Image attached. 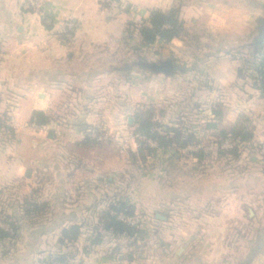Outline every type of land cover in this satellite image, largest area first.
I'll return each mask as SVG.
<instances>
[{
    "label": "crops",
    "instance_id": "1",
    "mask_svg": "<svg viewBox=\"0 0 264 264\" xmlns=\"http://www.w3.org/2000/svg\"><path fill=\"white\" fill-rule=\"evenodd\" d=\"M35 1L39 14L30 0H0V229L17 228L15 237L0 239V264H46L63 255L138 264L140 239L100 223L117 202L147 221L144 214L154 216L139 227L155 230L149 264H192L197 244L195 264H264L259 161L238 158L226 171V160L213 154L241 116L254 126L248 147L264 142V99L239 79L242 63L229 55L254 46L264 0H118L133 13L95 0ZM172 9L183 22L181 37L146 46L139 30L151 11ZM68 19L75 27L61 34ZM166 60L183 74L139 67ZM161 96L168 107L156 111ZM148 109L172 137L191 134L197 143L133 160L140 142L129 119ZM35 113L46 122L33 123ZM89 129L114 139L96 143ZM144 195L151 200L145 206ZM71 227H79L78 238L62 242Z\"/></svg>",
    "mask_w": 264,
    "mask_h": 264
},
{
    "label": "trees",
    "instance_id": "2",
    "mask_svg": "<svg viewBox=\"0 0 264 264\" xmlns=\"http://www.w3.org/2000/svg\"><path fill=\"white\" fill-rule=\"evenodd\" d=\"M184 26L183 22L179 18V10L172 9L169 12L163 13L161 11L153 10L150 13L147 26L140 27V35L143 43L146 46H152L157 40L164 43H169L173 39L180 38L183 34ZM230 56L236 58L239 57L241 60V67L238 70V77L240 80L250 79L252 81V87L257 90L260 97L264 99V46H245L242 49L236 50L229 53ZM250 73V74H249ZM174 74L180 75L175 71ZM215 118H220V112L215 110L213 112ZM33 123L44 124L46 119L42 115L35 113L32 116ZM246 123L248 119L241 117L239 124L235 126L230 133H222L221 138L224 140L227 136H232L234 139L239 140L241 143H248L253 139V132L247 128ZM134 125L136 126L135 132L147 136L151 140L157 143L158 148L153 149L146 146L143 142L139 143V150L137 156H133V160L138 158L141 162H145L148 157H155L159 151H167L173 144L176 148H184L185 146L193 143H197L193 135L187 134L182 136L177 132L174 133L173 137L170 135V129L168 127L162 128L156 122H152V110L148 109L145 113H137L134 116ZM226 152H221L223 155ZM230 154L234 159L240 157V152L237 146L233 149ZM134 215L131 207H128L125 203L117 202L109 206L108 210L101 215L100 223L103 225V230L111 232L114 235H125L128 238H139L142 237L143 231L140 228L130 227L118 220V215ZM13 231L5 232L0 229V239L13 238L17 232L16 226L11 225ZM80 229L79 227H71L62 231V242L74 241L78 238ZM100 235L93 240L94 244L99 243ZM69 259L67 255L57 256L52 260H48L46 264L68 263Z\"/></svg>",
    "mask_w": 264,
    "mask_h": 264
},
{
    "label": "rangeland",
    "instance_id": "3",
    "mask_svg": "<svg viewBox=\"0 0 264 264\" xmlns=\"http://www.w3.org/2000/svg\"><path fill=\"white\" fill-rule=\"evenodd\" d=\"M257 36H258V33H257ZM239 58V57H238ZM240 62H241V60H240ZM135 71L136 72H138L139 73V71H140V69L139 68H136L135 69ZM140 72H142V70L140 71ZM250 74V73H249ZM243 82H244V84H246V85H249V84H252V81L250 80V79H244L243 80ZM163 97V105H162V107L160 108V109H156V111L157 110H159V111H164V109L163 108H167L168 106V97L167 96H161V98ZM215 109H219L218 107H216ZM160 115H163V114H160ZM241 117H244V116H241ZM241 117H240V119H241ZM133 118H134V115H133ZM246 118V117H245ZM161 119V118H160ZM239 119V120H240ZM248 119V118H247ZM133 122H134V119H133ZM156 123L159 125V126H162V128H164V127H167V124L166 123H164L163 121L161 122L160 120L158 121H156ZM246 126H247V128H249V129H251L252 130V132H253V130H254V126H253V122L251 121V120H249L248 119V123H246ZM99 132V131H98ZM110 134V133H109ZM114 136H115V134H114ZM114 139V138H113ZM225 141L224 142H226V141H229L230 143H232L231 145L233 146L232 148H230V149H218V150H214V152H213V154H214V157H216V156H218V157H220V158H222V159H225L226 161V163L228 164L229 163V165H226V163H225V167L224 168H226V171L227 170H231L232 169V163H234V161L236 160V159H234L233 158V156L230 154V152L233 150V149H235V147L237 146V148H238V151L240 152V157L239 158H241L242 160L244 159V161L245 162H250V158L252 157V156H255L256 158H257V160L259 161V164H260V169H262V171L264 172V156L262 155V153H261V149L262 148H264V142L263 143H255V144H251L249 147H248V144L247 143H241L240 145H237L236 143H235V141L237 140V139H234L232 136H227L225 139H224ZM224 142H223V144H224ZM223 153V152H226V153H224L223 155H220V153ZM215 154H216V156H215ZM231 161V162H230ZM233 161V162H232ZM150 190V186H143L142 187V190H141V193L143 192V194L144 193H148V191ZM150 194V193H149ZM143 200H144V202H146V203H144V206L145 205H148V204H150V198L149 199H147V198H145V195H144V198H143ZM133 201H135V199H133ZM141 201V199H139V203H141L140 202ZM143 206V205H142ZM147 218H148V221L146 220V218H145V221H146V223L148 222L149 224H151L152 225V223H155V220H154V216L153 215H151V214H144ZM143 231V235H142V237H139V239H140V244L139 245H137L136 244V247H137V254H136V261H139L138 262V264H146L147 263V261H149V262H151V260H152V251H151V247H152V244L150 243L151 241H153L154 240V233H153V231H155L154 229H152L151 227H149L148 229H143L142 230ZM179 231V230H178ZM197 231V230H196ZM168 232H171V230H165L164 231V234H165V243L167 242L166 240H167V234H168ZM203 237H201V239H202ZM136 240V239H135ZM131 242H133V241H130V240H125L124 241V243H125V245H127V244H129L130 245V243ZM143 246H144V248H143ZM197 247H199V248H201L200 247V245L199 244H197L195 247H193V249H192V253H191V257L192 258H190V263H192V264H195L196 262H194V257L195 256H198V251H199V249L197 248ZM147 248V249H146ZM143 249H145V250H143ZM140 250V251H139ZM71 251H73V250H71ZM82 254V253H81ZM145 255V257H143ZM69 261H68V263H65V264H85L84 262H83V260L82 259H80V260H78L77 262H73L72 260H71V257L69 256ZM51 260V259H50ZM49 260V261H50ZM143 262V263H142ZM56 263H58V262H54V264H56ZM61 264H63V263H61ZM147 264H149V263H147ZM150 264H152V263H150ZM178 264H183V263H178Z\"/></svg>",
    "mask_w": 264,
    "mask_h": 264
},
{
    "label": "built area",
    "instance_id": "4",
    "mask_svg": "<svg viewBox=\"0 0 264 264\" xmlns=\"http://www.w3.org/2000/svg\"><path fill=\"white\" fill-rule=\"evenodd\" d=\"M95 2L98 3L99 5L107 8L108 10H111V11L116 12V13H123V12L133 13L131 8H128L125 4H122L118 0H95ZM29 6L37 14L40 13L41 6H40L39 2H37L35 0H30ZM74 27H75L74 21H72L71 19H68L65 22H63V24L61 26L60 33L66 34L69 31H72L74 29ZM86 137L89 138L90 140L96 142V143H105V142H109V141L113 140V137L111 134H109L105 131L97 132L96 130H93V129H89L86 132ZM133 139L138 140L139 142H143L146 146H149L150 148H153V149L158 148V145L156 142H154L153 140H151L147 136L142 135L140 133L134 134ZM235 143L237 145L241 144V142L239 140H236ZM231 144L232 143H230L229 141H226V142H224V144L222 145L221 148L222 149H230L233 147L232 146L233 144L232 145ZM261 153L264 156V148L261 149ZM117 218L122 223H124L130 227H136V228L141 227V225H143L145 222V218L141 214H134V215L120 214V215H118ZM56 264H61V263H56Z\"/></svg>",
    "mask_w": 264,
    "mask_h": 264
},
{
    "label": "water",
    "instance_id": "5",
    "mask_svg": "<svg viewBox=\"0 0 264 264\" xmlns=\"http://www.w3.org/2000/svg\"><path fill=\"white\" fill-rule=\"evenodd\" d=\"M258 36L254 40L253 45L254 46H264V18L258 20ZM139 67L143 70L149 71L153 74H162L166 77L172 76L175 73V67L174 64L170 60L166 61H160L158 63H147L142 62L139 64ZM129 123H133V119H129ZM159 219H163L162 216H157Z\"/></svg>",
    "mask_w": 264,
    "mask_h": 264
}]
</instances>
